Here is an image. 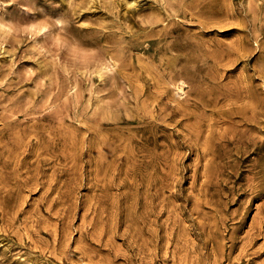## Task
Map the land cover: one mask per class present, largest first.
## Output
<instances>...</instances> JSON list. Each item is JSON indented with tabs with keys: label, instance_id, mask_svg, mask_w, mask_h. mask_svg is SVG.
Segmentation results:
<instances>
[{
	"label": "rangeland",
	"instance_id": "374dc122",
	"mask_svg": "<svg viewBox=\"0 0 264 264\" xmlns=\"http://www.w3.org/2000/svg\"><path fill=\"white\" fill-rule=\"evenodd\" d=\"M0 264H264V0H0Z\"/></svg>",
	"mask_w": 264,
	"mask_h": 264
}]
</instances>
